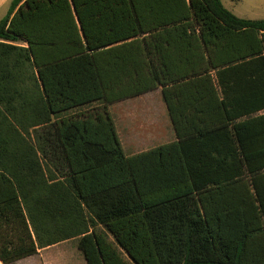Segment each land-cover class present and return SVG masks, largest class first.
Segmentation results:
<instances>
[{
  "label": "trees",
  "instance_id": "trees-1",
  "mask_svg": "<svg viewBox=\"0 0 264 264\" xmlns=\"http://www.w3.org/2000/svg\"><path fill=\"white\" fill-rule=\"evenodd\" d=\"M156 90L176 140L128 155L109 106ZM71 240L87 264H264V19L222 0L11 1L0 263Z\"/></svg>",
  "mask_w": 264,
  "mask_h": 264
},
{
  "label": "rangeland",
  "instance_id": "rangeland-1",
  "mask_svg": "<svg viewBox=\"0 0 264 264\" xmlns=\"http://www.w3.org/2000/svg\"><path fill=\"white\" fill-rule=\"evenodd\" d=\"M100 107V103H94L76 109L72 113L80 114ZM109 110L116 120L118 130L125 143L126 154L128 155L134 154L130 151L134 145L139 144V146H142L145 141L153 136L154 139H157L155 142L176 140L166 105L161 96V90L112 104L109 106ZM127 112H132L137 117H133L132 121L128 122L126 121ZM129 126L135 130H130L129 132V129H127ZM150 133L153 136H149ZM14 264H87V261L79 250L78 240H71L40 250L37 255Z\"/></svg>",
  "mask_w": 264,
  "mask_h": 264
},
{
  "label": "crops",
  "instance_id": "crops-1",
  "mask_svg": "<svg viewBox=\"0 0 264 264\" xmlns=\"http://www.w3.org/2000/svg\"><path fill=\"white\" fill-rule=\"evenodd\" d=\"M11 1L12 0H0V22L7 15ZM222 2L228 10H230L232 13H234L236 16L240 18L254 19V20L264 19V0H222ZM126 115H127L126 121L128 122H131L133 117H137V116H134L132 112H127ZM115 123H116V120H115ZM116 127L118 130L117 123H116ZM127 129H129V132L130 130H135L133 127H130V126L129 128L127 127ZM118 133H119L123 148L125 150L126 149L125 143L123 141V138L121 137V133L119 132V130H118ZM149 136H153V134L150 133ZM155 140L157 139H154V136H153L152 138L144 142V145H142L143 147L139 146V144H136L131 148L132 150L130 151H132L134 154H137L143 151H147L156 146L171 142V141L155 142Z\"/></svg>",
  "mask_w": 264,
  "mask_h": 264
}]
</instances>
